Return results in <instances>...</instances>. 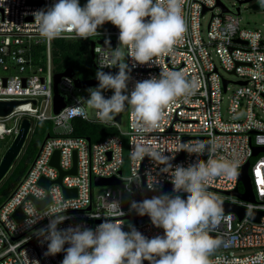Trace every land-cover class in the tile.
Wrapping results in <instances>:
<instances>
[{
    "label": "built area",
    "instance_id": "obj_1",
    "mask_svg": "<svg viewBox=\"0 0 264 264\" xmlns=\"http://www.w3.org/2000/svg\"><path fill=\"white\" fill-rule=\"evenodd\" d=\"M236 1L239 6L236 11H231L219 0H185L183 15L186 31L171 53L156 57L151 66L137 65L134 68L131 59L125 58L131 70L129 93L136 82L159 77L162 71H179L187 79L197 82L195 94L186 102L180 100L166 109V119L159 129L138 135L131 127L130 110L126 131L120 129L119 114L109 123H101L95 116V110H88L86 118L79 112L72 113L71 118L66 115L69 108L78 104L86 107L87 89L98 85L97 82L90 87H76L75 79L86 81L96 78V72L101 68L106 73H117V67L110 66V53L119 44L118 28L114 25L105 29L100 27L98 35L89 39L65 36L47 41L38 34L31 13L49 7L54 0H0V102H19L10 114L0 117V140L13 138L24 118L30 122L27 141L37 123L52 124V134L44 138L24 177L0 205V264H61L64 253L45 256L46 244H40L35 235L36 229L47 225V218L34 228L25 227V214L33 210L31 199L34 200V197L40 199L47 196L52 201L63 199L75 205V209L67 210L66 215L71 219L59 225L61 229L82 224L94 230L104 218H111L108 216L110 202L118 201L124 215L114 219L123 223V230L126 221L130 220L131 226L148 239L163 236V229L153 226L148 216L125 219L135 212L130 207L125 208L124 194L139 202L151 198L147 197V192L172 194V189L163 191L171 184L170 176L160 171L163 165H156L147 157L142 161L135 159L132 155L134 145H151L165 155L175 154L171 161L173 166L187 167L195 162L196 156L184 151L175 153L176 145L197 141H212L220 145L214 154L201 156L203 161L235 157L239 160L238 173L249 162L255 196L253 202H246L228 195L234 190L243 193L238 176L235 181L217 178L209 186L208 190L218 195L223 203L245 210L241 219L236 213H225L229 219L211 235L224 240L227 246L220 247L211 258L221 257L226 264H245L264 253V153L256 157L252 155L253 147H264V33L241 25L240 6L249 0ZM207 12L211 15L203 31L202 20ZM57 40H87L89 46L90 42H94L92 67L95 75L81 80L72 70L73 76L62 77L55 88V74L64 71L58 72L55 63ZM220 71L234 75L236 81L224 78ZM224 81L227 82L225 88ZM241 82L245 85L238 84ZM231 85H234L232 89ZM83 90L82 95L77 94ZM55 92L64 101V107L57 114L53 111ZM104 95L110 97L112 90L104 92ZM223 95H227L229 120L223 118ZM76 119L115 128L117 133L96 143L73 137V120ZM123 137L127 138L129 154L127 176H123L122 171ZM56 151L59 152L58 168L50 164ZM74 155L76 173L70 175L67 172L73 167ZM60 172L65 174L58 184L56 180ZM95 178H116L121 183L117 186H95ZM153 178L159 183L154 185L155 190H149L147 184ZM40 179L47 181L49 186H40ZM98 188L103 190L95 193ZM64 189L75 190L76 193L65 197ZM179 195L183 197L187 193ZM17 209H21L23 214L18 222L12 217ZM47 210L44 207L36 215L43 216ZM255 212L261 213L258 221L251 219ZM145 262L148 264V261Z\"/></svg>",
    "mask_w": 264,
    "mask_h": 264
},
{
    "label": "clouds",
    "instance_id": "obj_2",
    "mask_svg": "<svg viewBox=\"0 0 264 264\" xmlns=\"http://www.w3.org/2000/svg\"><path fill=\"white\" fill-rule=\"evenodd\" d=\"M184 3L185 0H87L81 6L79 0H54L49 7L32 12L38 34L47 41L65 36L89 39L97 36L106 22L119 30V44L110 53V66L117 67L118 72L97 70L98 85L87 89L86 107L78 104L66 115L71 118L72 113L79 112L86 118L88 110H95L101 123H109L117 114L130 110L131 127L138 135L159 129L166 119V109L180 100L186 102L195 94L197 82L179 71H162L159 77L136 82L129 93L131 70L125 58L131 59L134 68L151 66L156 57L171 53L186 31ZM108 90L112 95L106 98L104 92ZM218 148L220 145L212 141L177 143L175 153L184 151L196 156L194 163L184 167L173 166L175 154L165 155L151 145H134L133 157L140 161L147 157L163 165L160 171L170 176L173 185L171 195L164 193L130 203V210L141 217L147 215L153 226L163 229V236L148 239L131 225L130 231H124L123 223L114 219L124 215L118 201L110 202L111 218H104L94 230L82 224L61 229L59 225L71 219L67 210L75 209L63 199H50L43 216L36 215L39 209L33 203V210L25 214V227L34 228L47 218V225L36 229L35 235L40 244H46L45 256L64 253L61 264H226L221 257L211 258L220 247L227 246L211 233L229 217L223 200L208 189L217 178L235 181L239 160L200 159ZM158 183L153 178L147 187L155 190ZM180 193H187V198H181ZM48 198L34 200L44 202ZM261 261L264 253L245 264Z\"/></svg>",
    "mask_w": 264,
    "mask_h": 264
},
{
    "label": "water",
    "instance_id": "obj_3",
    "mask_svg": "<svg viewBox=\"0 0 264 264\" xmlns=\"http://www.w3.org/2000/svg\"><path fill=\"white\" fill-rule=\"evenodd\" d=\"M250 1V0H249ZM224 9V8H223ZM235 42H238V40H235ZM100 43V41H99ZM110 45H112V42H109ZM93 47H94V42H90L89 46V54H90V59L93 60L94 58V53H93ZM118 72V68H117ZM72 69L67 68L61 73H57L54 76V87L56 88L59 80L62 77H72ZM98 81L96 78L89 79L86 81H79L77 79L74 80L75 86L76 87H90L93 86L97 83ZM227 82H223V88L226 87ZM240 85H245V83H238ZM19 104V102L16 101H10V102H0V117L7 116L8 114L11 113V111L14 109ZM64 107V101L63 98L55 92L54 94V99H53V111L55 114L59 113V111ZM116 120L119 121V116L116 117ZM29 130H30V122L28 119L24 118L21 120L18 132L15 134V136L12 138L11 142L9 143L8 147L4 150L1 158H0V184L3 182V180L7 177V175L10 173L11 169L13 168L14 164L17 162L19 156L21 155L23 148L26 145L28 135H29ZM49 135H46L45 139H47ZM264 153V147H253L252 148V155L253 157H256L258 154ZM58 160H59V152L56 151L53 155V158L51 159L50 164L53 167L58 168ZM249 167L250 163L247 162L240 170L238 173V180L241 183L243 187V193H239L238 190H234L232 192H229L228 195L231 196H236L239 199L246 201V202H253L254 201V192L252 188V183L251 179L249 176ZM70 175H74L76 173V158L74 155V161H73V167L70 171L67 172ZM59 178L56 180V183L60 184L61 179L64 176V172L59 173ZM121 181L116 178H109V179H101V178H95L93 180V184L95 186H117L120 185ZM39 185L47 188L49 186V183L45 181L44 179H40ZM173 188V185H167L163 191H167ZM64 196L69 197L71 195H75L76 191L75 190H68L64 189L63 190ZM154 195H157V192H147V197H152ZM183 199L187 198V195L181 197ZM31 199V198H30ZM33 203L36 204L37 208L39 210L43 209L45 207L46 203L50 202V198L45 200L44 202H36L35 200L31 199ZM136 202H139V200H134ZM225 213L228 212H233L236 213L239 218L241 219L243 215L245 214V210L239 207H236L232 204L228 203H223ZM261 216V213L255 212L251 215V219L254 221H258L259 217ZM13 219L15 221H20L23 218V214L21 209H17L15 213L13 214ZM138 216L136 213H133L132 215L126 216L125 219L132 218L136 220ZM144 218H147V215L143 216ZM143 264H147L145 261Z\"/></svg>",
    "mask_w": 264,
    "mask_h": 264
},
{
    "label": "trees",
    "instance_id": "obj_4",
    "mask_svg": "<svg viewBox=\"0 0 264 264\" xmlns=\"http://www.w3.org/2000/svg\"><path fill=\"white\" fill-rule=\"evenodd\" d=\"M57 50H55V59H61V61L56 62L57 71L61 72L67 68H71L75 75L76 70L79 68V64H83L87 67H92V60L89 54V42L87 40H57L55 42ZM92 72H86L83 77H77L81 80H85L95 75ZM46 123V125H43ZM44 126L42 129L43 137L52 134V124L51 122H43L35 125L33 133L36 134L37 128ZM115 128L104 127L98 124L85 122L80 119L73 120V137H82L88 139L91 143H96L103 140L109 135L116 134ZM43 138V139H44ZM7 140V138H5ZM42 144V143H41ZM41 144L39 145L37 141L29 139L19 156L17 162L14 164L10 173L0 184V205L8 198L11 192L15 189L21 179L24 177L31 163L33 162ZM9 143L5 145V149L8 147Z\"/></svg>",
    "mask_w": 264,
    "mask_h": 264
},
{
    "label": "rangeland",
    "instance_id": "obj_5",
    "mask_svg": "<svg viewBox=\"0 0 264 264\" xmlns=\"http://www.w3.org/2000/svg\"><path fill=\"white\" fill-rule=\"evenodd\" d=\"M226 8H228L231 11H236V9L239 6L238 1L236 0H219ZM79 3L81 6H84L87 3V0H79ZM240 23L242 26L252 29V30H261L264 33V0H250L246 3L241 4L240 6ZM216 12L218 10H215ZM211 13L207 12L204 15V18L202 20V30L205 31L206 30V24L210 18ZM112 24L109 23L107 26H101L102 29L105 28H109L111 27ZM56 62L61 61V59H56ZM217 64L219 65V63L217 62ZM76 75L78 77H83V74L86 72H92L91 74L93 75L95 73L94 69H92L91 67H87L83 64H79V68L78 70H76ZM1 73V72H0ZM221 75L228 79L229 81L235 82L236 78L234 75H228L225 74L223 71H220ZM234 87V85L230 86V89H232ZM85 91L83 90V92H80L77 94L78 95H82ZM227 95H223V103H222V113H223V118L225 120H229V116L227 114ZM127 113L128 110H125L124 112L120 113L119 115H121V125H120V129L122 131H126L127 127H126V119H127ZM42 123V122H40ZM39 124V123H37ZM36 124V125H37ZM43 125H46V123H44ZM44 128V126H42L40 128V126L37 128V132L36 134H31L30 138L31 140H35L37 141V143L40 145L43 142V133L41 132L42 129ZM12 137H8L7 140H0V158L5 150V145L11 142ZM123 166H122V171H123V176H127L129 173V154H128V148H127V138L123 137ZM254 160H252L253 162ZM103 188H98L95 189V193L102 191ZM124 205L125 208L130 207V203L132 202L131 198L129 195L124 194ZM131 221L127 220L126 221V227L124 229V231H130L129 225H131ZM218 252H215L214 254H217ZM213 254V255H214Z\"/></svg>",
    "mask_w": 264,
    "mask_h": 264
},
{
    "label": "snow or ice",
    "instance_id": "obj_6",
    "mask_svg": "<svg viewBox=\"0 0 264 264\" xmlns=\"http://www.w3.org/2000/svg\"><path fill=\"white\" fill-rule=\"evenodd\" d=\"M262 182H264V181H262Z\"/></svg>",
    "mask_w": 264,
    "mask_h": 264
}]
</instances>
